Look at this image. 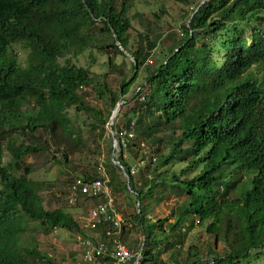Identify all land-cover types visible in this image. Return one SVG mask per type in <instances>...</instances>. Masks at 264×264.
<instances>
[{"label": "trees", "instance_id": "16d2710c", "mask_svg": "<svg viewBox=\"0 0 264 264\" xmlns=\"http://www.w3.org/2000/svg\"><path fill=\"white\" fill-rule=\"evenodd\" d=\"M176 1L187 4L189 0ZM202 1L187 14L182 38L172 41L154 68L144 67L149 93L132 108L135 133L152 138L157 132L170 130L164 136L167 153H159L145 165L149 171L156 163L149 172V182L153 183L145 191L136 190L121 154L118 160L137 197L135 217L143 229L146 214L140 199L151 197L150 188L157 180L185 194L187 200L174 220L166 223L169 231L181 230L185 223L192 229L193 222L188 225L187 217L195 215L196 223L213 235L214 243L222 240L227 247L223 253L208 249L207 264H251L252 254L264 257V135L255 129L251 118L253 108L264 101V0ZM128 9L127 0H118V4L116 0H0V264H53L50 256L35 246L21 244L25 221L38 222L44 232L54 227L78 228L63 209L43 208L39 194L42 183L26 177L27 166L23 174L16 173L15 166L39 150L18 143V137L24 130L59 129L68 145L84 147L81 135L70 126L69 107L92 111L90 129L103 136L110 110L102 116L101 111L89 108L78 88L91 86L113 107L128 92L137 70L151 61L147 58L153 55L161 34L151 39L140 36L144 37V48L130 52L134 59L131 77L121 79L118 91L94 82L88 68L62 65L59 58L80 54L92 45L106 49L104 37L111 39L109 47L124 54L131 27ZM17 42L32 51V60L24 70L13 52L12 45ZM25 105L32 106L25 109ZM131 120L125 121V128ZM3 141L11 159L8 163L2 162ZM141 141L137 138L131 145ZM154 151L158 154L160 147ZM62 156L66 160V151ZM179 163L185 164L166 176L162 174L168 170L157 168ZM107 172L115 174L111 162ZM110 176L107 185L111 192L118 178ZM84 177L90 175L85 173ZM233 191L236 196L229 198ZM166 220H157L150 230ZM165 231L163 228L159 236L153 230L145 233L148 243L150 236H156L159 238H154L152 245L161 241L165 248L172 247ZM177 237L182 241V233ZM198 249L196 244L187 249L193 257L190 264H202ZM151 254L152 247H148L139 262Z\"/></svg>", "mask_w": 264, "mask_h": 264}, {"label": "rangeland", "instance_id": "374dc122", "mask_svg": "<svg viewBox=\"0 0 264 264\" xmlns=\"http://www.w3.org/2000/svg\"><path fill=\"white\" fill-rule=\"evenodd\" d=\"M127 1L129 3L128 15L131 27L127 34L128 50H123L124 54H118L108 46L110 38L99 35V38L104 37V44L107 45L106 49H100L98 46L89 47L77 57L67 55L72 64L89 68L94 82L104 83L111 91H118L121 79L128 81L131 77L134 59L130 52H135L139 46L144 48V37L140 36L146 35L147 38L151 39L156 34H161L153 55L147 58V60L151 61H147L146 65L137 70V77L129 86L128 92L120 96L119 100H117L118 102L113 107H110V102L107 99L98 96L91 86L83 90V101H85L89 108L92 107L95 110L101 111L103 113L102 116H105L109 110L111 115L113 110L119 106L118 112L115 118H113V124L116 123L117 125L122 124L127 119L131 120L135 118L131 113L132 108L135 109V102L144 101V97L149 93L150 88L145 81L147 71L144 67L147 66L149 70L154 68L155 63L168 52L172 41H179L182 38L183 32L181 27L187 24V16L197 4L203 2L202 0H189L187 4H182L176 0ZM116 4H118V0H116ZM96 26L98 28L100 24ZM261 30L264 32V22L261 25ZM15 49L19 52L18 55L22 60L25 50L19 46H15ZM258 72L261 71L258 70ZM260 76L261 74L258 77L260 78ZM137 91H139L138 96L135 95ZM66 112L70 126L73 127V131L81 135L82 142L85 144L84 147L73 148L71 145H68L64 139V134L59 129L53 131L52 134L44 130H37L34 133L26 132L24 135L20 134L18 138L19 142L35 145L39 148L37 152L25 156L17 164V167L15 166V171L17 174L23 173L22 170L25 171L27 166L29 171L26 173V177L42 183V187L39 188V194L42 197V204L45 209L61 208L73 217L79 227L82 226L84 219L87 218L88 210L100 202L102 198L97 200L80 198L76 201L75 205H68L66 197L70 183L69 179H72L74 175L84 176L85 173H88L90 176L96 175L98 169L103 168L109 177H111V174L118 178L115 191L111 190L110 192L112 193L113 204L116 211L127 217L132 224L131 228L125 230L122 234V242L134 251L141 248L143 253L145 249L152 247L150 258L145 259L143 257L144 259L138 264H190L193 257L191 256L192 252H188L187 249L192 244H196L199 248L198 252L201 254V263L207 264L206 251L208 249L214 253H223L227 249L222 240H219L217 244L214 243L213 235L206 233L203 227L196 223L197 218L195 215L187 217L188 225L193 222L192 229H188L187 223H185V226L181 230L169 231L166 223L174 220L179 208L187 200L185 194H178L168 185L160 184L157 180H154L157 185L150 188L152 192L151 197H142L140 199V208L146 214L142 222L143 229L135 217L136 212H138V206H136L137 197L135 193H132L127 188L124 176L111 158L112 152H110V148L112 147V139L108 129L110 119L104 126L103 136L98 137L96 132L90 129L91 123L94 121L92 111L87 109L77 110L75 107H69L66 109ZM168 133H170V130L160 131L152 138H147L141 132H136V139L142 140L144 146L139 147V145H135L130 150L125 151L123 155L126 161H124L130 164L135 163L139 157L149 160L152 156H159L161 152L167 153L168 145L164 136ZM159 139L162 140L158 141ZM3 146L2 162L8 163L11 159L6 149V141H3ZM157 146L160 147L158 154L154 151ZM65 151L67 155L66 160L62 156ZM109 162L112 163L115 174L107 172ZM155 164L149 168V171L146 168H140L133 175L136 190L142 189L145 191L153 183L149 182V172L152 173ZM184 164L158 165L157 168L160 172L165 169L168 170L167 173L162 174L166 176L171 171H179ZM235 193V191L231 192L229 198H234L236 196ZM163 218L164 220L166 218L168 220L164 221L161 227L154 225L150 230L151 224H156L157 220L163 221ZM24 227L25 232L21 237L22 245L27 247L35 246L39 252L50 256L53 264H79L74 231L54 227L53 229H49L48 232H44L42 226L38 222L33 221H25ZM163 228L166 230L165 234L169 236L170 244H172V247L168 249L165 248V244L161 241L155 246L152 245L151 241L159 237L150 236L149 243L148 239H146L145 233L152 232L153 230L154 234H158L159 236ZM89 230V228L85 229L86 232ZM179 232L183 235L182 241L177 240ZM252 255L251 264H264L263 256H261V259L255 257L254 254Z\"/></svg>", "mask_w": 264, "mask_h": 264}, {"label": "built area", "instance_id": "2783aa9c", "mask_svg": "<svg viewBox=\"0 0 264 264\" xmlns=\"http://www.w3.org/2000/svg\"><path fill=\"white\" fill-rule=\"evenodd\" d=\"M133 136L134 133L131 129H119L115 135H112L114 148L117 150L126 149ZM143 146L144 143L140 142L139 147ZM150 159L154 161L155 156ZM112 161L116 162L126 180L127 188H129V182L127 184V180L129 181L128 174L123 165L120 164L119 160L114 159ZM145 162L146 164L148 162L146 158L139 157L135 163L130 165L129 175L133 176L140 168H144ZM107 182L106 174L100 169L98 176L95 178L74 177L70 183L67 196L69 204H75L79 196L88 198L102 197L104 200L89 209L87 218L84 220L85 227H95L96 224L106 225V228L103 229V234L98 235L97 232L93 234L77 232L75 234V241L80 249V260L83 264H138L139 251H134L127 247L121 240L122 230L128 228L130 223H127V220L113 206Z\"/></svg>", "mask_w": 264, "mask_h": 264}, {"label": "clouds", "instance_id": "9594fccd", "mask_svg": "<svg viewBox=\"0 0 264 264\" xmlns=\"http://www.w3.org/2000/svg\"><path fill=\"white\" fill-rule=\"evenodd\" d=\"M117 44V46H118V48L120 49L121 47H120V45H119V43L118 42H116ZM15 46H19L21 49H23V50H25V54H24V58L21 60L20 59V57H19V52L15 49ZM90 47H97V45H92V46H90ZM12 48H13V52H14V54H15V59H16V62H17V64L19 65V66H21L22 67V69L24 70L28 65H29V63L31 62V60H32V57H33V55H32V51H31V48L30 47H27V46H24L21 42H17V43H14L13 45H12ZM89 48V47H88ZM86 50V49H85ZM120 50H122V48L120 49ZM81 54V53H80ZM68 55H70V57H72V56H74V57H77L79 54H77V55H71V54H68ZM65 59H68V61H65ZM59 63L60 64H62V65H65V64H68V65H73V66H75V67H77V68H83V67H80V66H76V65H74V64H72L71 62H70V60H69V58H67V55L65 56V57H60L59 58ZM84 68H87V67H84ZM89 69V68H88ZM89 72H90V70H89ZM90 76H91V74H90ZM91 78H92V76H91ZM93 79V78H92ZM86 87H88V86H80L79 88H78V90H77V92L78 93H80V94H82V95H84L83 94V90H84V88H86ZM92 88V87H91ZM137 92H139V91H137ZM118 102V101H117ZM116 102V103H117ZM26 106V107H25ZM24 106V108L25 109H30L31 108V106L32 105H25ZM114 111V110H113ZM118 112V111H117ZM117 112H116V114H117ZM113 113V112H112ZM112 113H111V115H112ZM116 114H115V116H116ZM111 115L109 116V118L111 117ZM115 116H114V118H115ZM251 118L253 119V121H254V123H255V125H254V127H255V129L261 134V135H264V101L263 102H261V103H259L257 106H255L254 108H253V112H252V114H251ZM109 120V119H108ZM108 123V122H107ZM106 123V124H107ZM124 123H125V121L122 123V124H120V125H117L116 123H114L115 124V126H118V128L115 130V129H113L112 127L114 126V124H113V122H112V127L110 126V124H108V129H109V132H110V134H111V139H112V135H115V133L119 130V129H127V130H129V129H131L132 130V132L134 133V136H133V138H131V141L127 144V148L126 149H124V150H117V149H115L114 148V145H113V141H112V147L110 148V152H112V160H117L118 161V156H119V154H121V156H122V159L123 160H125L126 161V159H125V156L123 155V153L125 152V151H127V150H130L132 147H134L135 145H131V144H133V142H135V140H136V136H135V131H134V129H133V123H134V120L132 119L131 120V122H130V125H129V127L128 128H125L124 127ZM105 124V125H106ZM110 127H111V129H110ZM38 130H40V129H38ZM37 131V130H36ZM44 131H48L50 134H52V132H50V130H44ZM26 132H28V133H34V132H30V131H28V130H24V133L23 134H21V135H24ZM19 138V137H18ZM141 142H143V141H141ZM18 143H20L19 141H18ZM139 144H140V142H139ZM139 144H137V145H139ZM31 145V144H30ZM33 146H35V145H33ZM29 154H32V153H29ZM29 154H27V155H29ZM26 155V156H27ZM114 158V159H113ZM151 160V159H150ZM115 165H116V162H113ZM148 163V162H147ZM133 163H130L129 164V162L127 163V165L130 167V165H132ZM117 166V165H116ZM118 167V166H117ZM145 168V167H144ZM100 169L101 168H99L98 169V171H100ZM98 171L96 172V176L95 177H97L98 176ZM102 171L104 172V169L102 168ZM121 172V171H120ZM105 173V172H104ZM19 174H23V173H19ZM106 174V173H105ZM26 175V174H25ZM106 176H107V174H106ZM252 176L253 175H251L248 179H250V178H252ZM74 177H81V178H84L85 179V177L84 176H79V175H74L73 177H72V180H73V178ZM95 177H92V176H90L89 178H95ZM247 177V176H246ZM88 178V179H89ZM107 178H108V176H107ZM30 179V178H29ZM71 180V181H72ZM109 181V180H108ZM71 183V182H70ZM70 183H69V186H70ZM108 183V182H107ZM250 184V183H249ZM69 186H68V190H69ZM131 192H132V190L130 189V187L128 188ZM110 190V189H109ZM133 193V192H132ZM67 196H68V193H67ZM110 196H111V193H110ZM80 198H84V199H86V198H88V197H81V196H79L78 198H77V200L78 199H80ZM99 198H102V197H97V198H89V199H93V200H97V199H99ZM111 198H112V196H111ZM76 200V201H77ZM43 201V200H42ZM66 201H67V197H66ZM104 200H103V198H102V201H100V202H103ZM100 202H98V203H100ZM98 203H96V204H98ZM112 203H113V199H112ZM138 202H136V204H137ZM67 204L68 205H70V206H73V205H75L76 204V202H75V204H69L68 203V201H67ZM95 204V205H96ZM95 205H93L91 208H93V207H95ZM138 205H139V203H138ZM137 205V206H138ZM42 206H43V204H42ZM113 206H114V204H113ZM44 208V207H43ZM90 208V209H91ZM45 209V208H44ZM56 209V208H55ZM45 210H47V209H45ZM53 210V209H52ZM89 211V210H88ZM122 215V214H121ZM76 222V221H75ZM197 222V221H196ZM77 223V222H76ZM84 223V222H83ZM77 225H78V223H77ZM130 227V226H129ZM124 228L123 230H122V232H121V236H122V234L125 232V230H127V229H130V228ZM58 228H61V227H58ZM87 228H89L90 230L88 231V232H86L85 231V229H87ZM106 228V225H104V224H96L95 225V227H89V226H84V224L82 225V226H80L79 227V225H78V228L74 231V239H75V234L77 233V232H81L82 234H85V233H90V234H93V233H98V235L99 234H103V229H105ZM50 229H53V228H50ZM66 229V228H65ZM68 230V229H67ZM70 231V230H69ZM94 231V232H93ZM25 232V231H24ZM121 239H122V237H121ZM75 243H76V241H75ZM25 247H27V246H25ZM27 248H30V247H27ZM36 248V247H35ZM38 250V249H37ZM77 250H78V255H79V264H83L82 262H81V260H80V249L77 247ZM137 251H139V253H140V258L139 259H141V256H142V249L140 248V250H137ZM138 263H139V261H138Z\"/></svg>", "mask_w": 264, "mask_h": 264}, {"label": "water", "instance_id": "95a60500", "mask_svg": "<svg viewBox=\"0 0 264 264\" xmlns=\"http://www.w3.org/2000/svg\"><path fill=\"white\" fill-rule=\"evenodd\" d=\"M118 107L119 106H117L116 108H115V110L113 111V113H112V115H111V117L109 118L110 120V122H109V124H110V126L112 127V122H113V118H114V116H115V114H116V112H117V110H118ZM111 127H110V129H111ZM128 180H127V184H128Z\"/></svg>", "mask_w": 264, "mask_h": 264}, {"label": "bare ground", "instance_id": "6f19581e", "mask_svg": "<svg viewBox=\"0 0 264 264\" xmlns=\"http://www.w3.org/2000/svg\"><path fill=\"white\" fill-rule=\"evenodd\" d=\"M109 187V186H108ZM112 194V193H111ZM102 201V200H101ZM85 220V219H84ZM124 243V242H123Z\"/></svg>", "mask_w": 264, "mask_h": 264}, {"label": "crops", "instance_id": "0c3cea01", "mask_svg": "<svg viewBox=\"0 0 264 264\" xmlns=\"http://www.w3.org/2000/svg\"><path fill=\"white\" fill-rule=\"evenodd\" d=\"M149 217V216H148Z\"/></svg>", "mask_w": 264, "mask_h": 264}]
</instances>
